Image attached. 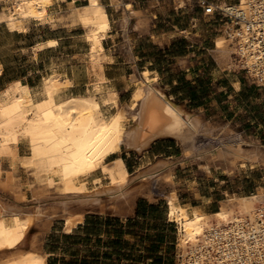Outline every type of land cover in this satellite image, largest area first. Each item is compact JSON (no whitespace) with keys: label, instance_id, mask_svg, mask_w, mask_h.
Segmentation results:
<instances>
[{"label":"bare ground","instance_id":"6f19581e","mask_svg":"<svg viewBox=\"0 0 264 264\" xmlns=\"http://www.w3.org/2000/svg\"><path fill=\"white\" fill-rule=\"evenodd\" d=\"M11 1V6L0 8V23L4 22L10 31L24 32L27 23L46 19L53 0ZM229 4L222 1L221 6ZM235 5L250 15L252 0H241ZM66 17L86 28L91 62L99 64L106 58L103 41L111 27L104 5L99 0H89L87 6L72 7ZM224 31L226 35L220 34L214 40L216 57L225 65L239 66L232 54L247 39V27L243 24L242 29H236L227 22ZM237 35L239 42L234 40ZM41 46L44 45L38 47ZM59 76L53 73L46 76L39 88L16 78L0 92V162H6L13 171L11 179H5L0 169V187L12 198L23 200L16 175L18 165L23 164L32 179L35 200L47 197L50 189L57 191L55 196L61 200L55 206L67 212L64 227L70 233L84 223L85 216L82 210L71 211L73 205L80 209L103 206L108 200L114 203L113 207L130 211L136 192L146 189L150 182L172 183L169 159H158L134 174L122 157L108 161L123 145L141 154L155 139L173 136L192 154L203 124L197 118L188 121L183 114L190 117L189 113L151 83L148 71L143 78H134L139 82L128 107L119 104L118 92L112 86L100 97L103 82L95 83L94 89L86 94H75L73 81L61 80ZM259 82L264 85V80ZM106 106L117 110L107 116ZM129 116L135 124L127 129L125 119ZM207 127L203 126L202 132L211 136L212 130ZM21 142L27 145L26 154L20 151ZM207 157L227 159L233 165L239 159L243 164L264 163V149L231 144L218 147ZM97 171H101L107 183L90 194L88 179ZM136 179H140L139 183L130 186ZM256 189L251 194L229 195L222 201L221 209L210 215L198 208L189 211L179 203L177 191H171L166 197L167 215L178 225L179 245L185 249L181 264H264V224L260 221L264 217V184ZM32 209L0 196V264H47L48 254L33 248L37 245L36 237L31 240L32 248H21L28 230L45 215L40 206Z\"/></svg>","mask_w":264,"mask_h":264},{"label":"crops","instance_id":"0c3cea01","mask_svg":"<svg viewBox=\"0 0 264 264\" xmlns=\"http://www.w3.org/2000/svg\"><path fill=\"white\" fill-rule=\"evenodd\" d=\"M3 1L0 0V4ZM223 1L233 3L232 0ZM99 2L105 7L111 26L103 41L106 58L99 64L95 63L103 67L97 72L99 75H96L97 82H103L104 89L102 94L99 93V97L106 95L108 86H112L118 92L119 104L128 107L136 87L132 88V84L136 81L134 78H143L144 72L148 71L153 79L151 83L189 113L190 117H187L186 113L183 114L188 121L190 118L201 119L202 127L208 126L207 128H211L212 132L228 128L237 121V116L244 111L245 107H208L210 74L214 78L211 84L222 80L224 86L219 92L228 88L238 94L244 85L243 81L235 75L232 79L228 73L227 63L225 65L211 53L210 21L216 12L208 11L207 6L222 2L216 0H99ZM88 4L89 0H53L48 6L44 21H31L36 22L34 25L27 23L24 32L11 31L28 35L26 47L37 54L46 50L57 52L64 40L73 39L76 42L74 51L63 54L61 59L54 58L51 61V72L48 74L60 75L61 80L70 78L73 86L76 84V78L72 74L73 61L82 57L81 53H78L79 44H85L89 54L90 46L86 39V28L79 23H71V19L65 16H68L72 7L79 8ZM34 26L40 29L46 28V31L32 35ZM8 30L10 31L9 28ZM38 44L44 46L38 47ZM149 45L156 47V54L146 50ZM21 79L35 88L30 82V76H24ZM123 80H128L131 85L125 91H119L118 83ZM129 91L128 99L123 104L122 97ZM191 93H197L202 97L192 100L189 97ZM113 108L117 110V107ZM202 127L197 132V145L192 154L186 152L178 139L167 136L153 141L141 154H137V151L127 153L120 150L110 156L113 160L116 157L124 159V154L127 156L134 154L135 163L148 161V165H142L141 168L153 163L152 157L154 162L158 160V157L169 159L172 167V183L166 184V189L159 197H155L148 189L138 191L136 206L132 208L135 214L141 199L154 204L163 202L168 208L166 197L173 190L177 191L179 203L183 207L189 211L198 208L208 215L217 213L221 209V203L226 199L225 195L237 194L231 192L232 190L220 189L217 185L210 184V178H213L215 182H221L222 186L229 183L232 175L238 177L243 171V167H240L243 160L239 159L237 166H234L227 159L221 161L207 157L210 151H200L199 137L204 135ZM84 214L85 222L87 213L84 212Z\"/></svg>","mask_w":264,"mask_h":264},{"label":"rangeland","instance_id":"374dc122","mask_svg":"<svg viewBox=\"0 0 264 264\" xmlns=\"http://www.w3.org/2000/svg\"><path fill=\"white\" fill-rule=\"evenodd\" d=\"M5 1L6 0H4L0 4V8L11 6V0H7L6 2ZM216 1L222 2L223 0ZM240 1L241 0H232L233 3H239ZM29 23H31V25H34L36 22ZM226 24L227 20L223 18L218 12L210 21V49L212 50L211 53L215 56L216 52L214 40L220 34L226 35V31H224V26ZM44 31H46V28L40 29L34 26L31 34L35 35L41 32L43 33ZM28 38V35H25L23 33L9 31L6 24H0V92L11 80L22 78L24 76H30V82L35 88L41 87L44 82V78L51 72V61L54 58L61 59L63 54L71 53V51H74L76 47V42H74L73 39H66L64 40V43L58 48L57 52L46 50L37 54L33 52L31 48L26 47L28 44ZM128 50L131 51V49ZM146 50L150 51L151 54L157 53L156 47H154L153 45H149L148 47H146ZM78 53H81L82 57L73 61L72 74L76 78V84L72 92L75 94H86L90 90L94 89V85L98 80L96 76L97 72L103 69V67L98 66L97 68V65L92 63L93 61L88 52V47H86L85 44H79ZM232 56L233 58H235L234 61L236 60L235 62L239 64V66H236L232 63L227 64L226 66L228 67V73H230L231 77L235 75V77L240 78L243 81L244 85L242 87V90L238 94H235L233 89L228 88H226V90L223 92H219L224 84L222 80L213 82V84H211V81H213L214 78L210 74V101L208 102V107H245V109L237 116V121L230 127L213 131L211 136L203 135L204 137H199L201 147L200 151L203 152L210 151V153H213L214 151L216 152L218 150V147L223 148L231 144L236 145L241 143L245 147H260L264 149V85L260 83L258 79L251 76L246 70L242 69V66L240 65L237 57L233 54ZM138 82L139 81H135L132 84V88H134L137 85L136 83ZM129 85L131 84L128 80H123L118 83L117 88L119 89V91H125ZM129 94L130 91L123 95V104L126 103ZM130 103L131 102H128V104ZM104 111L107 116H110L116 111V108L106 106L104 107ZM133 120L134 119H132L131 116L125 119V121L127 122H125V126L127 129H130L134 126L135 121ZM122 147L123 148H121V150L124 152H136V150L127 149L125 145H123ZM20 151L22 154L27 153V145L25 142L20 143ZM123 156L125 157L126 164H129V166L131 167V174L136 173L142 167V165L145 166L148 162L144 161L140 164H137L135 163L136 158L134 154L132 156H127L126 154H124ZM160 158L161 157H158L157 159ZM108 161H111V158H109ZM152 161L154 162L153 157L151 159V162ZM260 163L261 162L251 163L250 161H246L245 164L241 163L242 165H240V167H243V171L241 172V174H239L238 177L232 175L229 183H226L223 186L221 182H215L213 178H210V184H215L217 185V187H220V189H229L230 191L232 190L231 192L235 193L251 194L257 190V187L264 184V163ZM236 164L238 163H234V166ZM0 169L3 170L2 176L5 179H7V177L11 179L10 177L13 171L6 162H0ZM16 175L18 177V180H20V187H22L21 191L24 194V201L22 199L17 200L13 197L15 199L14 200L12 196H10L11 194L7 193L8 191L4 190V188L2 187H0V196H3L7 201H19L20 204L26 209L33 208L32 210H35L36 206L37 208L40 206V208H43L42 210L45 214L43 216V219L39 220L40 222L35 221V225L33 224V226L28 230L26 238L21 244V248H32L31 240L36 237L37 245H35L33 248L35 250L39 249L37 251H44L48 254L47 264L49 263L50 257H59L60 259H62L63 257L69 258L72 254H76L79 257L84 256L88 247L86 244H84V242L78 243L77 245L73 246V244L68 243L63 239V235L68 233L65 231L64 227V217L67 212H65L62 208H58L57 206H55L61 200L58 195L55 196V194H57V191L55 189H50L47 192V197L36 199V201L35 196L33 195V188L31 187L32 179L23 164L18 165L16 169ZM215 178H218L217 175H215ZM139 180L140 179H136V181H132L130 186L138 184ZM88 183V190L91 194L95 190L100 189L101 187L106 185L107 180L101 173V171H97L88 179ZM146 189L152 190L153 195H155V197H159L161 192L166 189V183H163L162 181H152L148 184V187H146ZM54 191L55 193H53ZM6 193L8 194V196H6ZM138 193L139 192H137L133 197L130 211H128V209H117L113 207L114 203L109 202L108 200L104 202V204H106L103 206L89 205L87 206V208L85 206L84 208L80 209V207H78L77 205V208L75 207V205H73L74 207L71 206V209H73L71 211L82 210L86 212V219L89 215H97L104 217H116L122 219L123 221H126L128 218L135 217L136 215L134 213L135 211L132 210V208L136 206L135 201L138 200ZM229 195H232V193H230ZM229 195H225L226 198ZM111 203L112 205H110ZM164 207L166 218L169 222H172L168 218V208L166 204H164ZM177 227L178 225L176 224V228ZM52 241L55 243V245L58 246V248L55 250L53 249V247L48 248V243ZM179 241L180 234L179 229L177 228V249L175 254V264H181L185 258V249L179 245Z\"/></svg>","mask_w":264,"mask_h":264},{"label":"trees","instance_id":"16d2710c","mask_svg":"<svg viewBox=\"0 0 264 264\" xmlns=\"http://www.w3.org/2000/svg\"><path fill=\"white\" fill-rule=\"evenodd\" d=\"M189 97L194 100L202 95L191 93ZM63 239L73 246L84 242L88 246L86 254L50 257L48 264H175L177 228L166 218L163 202L154 204L141 199L135 217L126 221L89 215L85 223L64 234ZM51 247L58 248L53 241L48 243Z\"/></svg>","mask_w":264,"mask_h":264},{"label":"built area","instance_id":"2783aa9c","mask_svg":"<svg viewBox=\"0 0 264 264\" xmlns=\"http://www.w3.org/2000/svg\"><path fill=\"white\" fill-rule=\"evenodd\" d=\"M203 4L206 3L203 2ZM235 4L231 3L226 6L211 4L207 6V9L210 12H218L236 29H242L243 24L246 25L247 39L238 44L239 50L233 55L241 63L242 69L251 76L254 73V78L264 80V0H252V10L249 16L237 9ZM234 40L239 42L240 36L237 35ZM260 221L264 224V217ZM254 238V236L251 237L252 240Z\"/></svg>","mask_w":264,"mask_h":264},{"label":"water","instance_id":"95a60500","mask_svg":"<svg viewBox=\"0 0 264 264\" xmlns=\"http://www.w3.org/2000/svg\"><path fill=\"white\" fill-rule=\"evenodd\" d=\"M157 139H159V138H157ZM157 139H155V140H157ZM155 140H154V141H155Z\"/></svg>","mask_w":264,"mask_h":264}]
</instances>
